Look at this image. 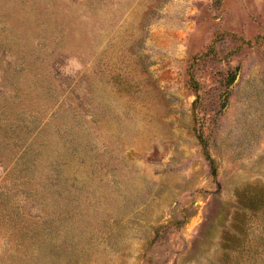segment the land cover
I'll use <instances>...</instances> for the list:
<instances>
[{
	"label": "rangeland",
	"instance_id": "obj_1",
	"mask_svg": "<svg viewBox=\"0 0 264 264\" xmlns=\"http://www.w3.org/2000/svg\"><path fill=\"white\" fill-rule=\"evenodd\" d=\"M0 264H264V0H0Z\"/></svg>",
	"mask_w": 264,
	"mask_h": 264
}]
</instances>
